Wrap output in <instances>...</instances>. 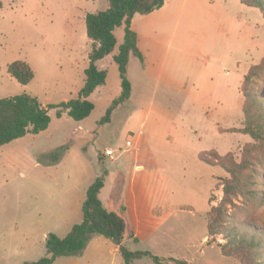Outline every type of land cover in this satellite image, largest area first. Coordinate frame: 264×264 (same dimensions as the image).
<instances>
[{"label": "rangeland", "instance_id": "rangeland-1", "mask_svg": "<svg viewBox=\"0 0 264 264\" xmlns=\"http://www.w3.org/2000/svg\"><path fill=\"white\" fill-rule=\"evenodd\" d=\"M0 2V99L28 95L44 107L76 100L92 52L86 16L107 10L108 1ZM141 17L133 30L142 38L145 64L130 57L132 97L110 123L101 124L121 95L114 57L123 27L115 32L114 54L97 65L107 81L88 98L95 106L89 119H57L50 110L46 132L0 147V264L45 257L49 235L65 238L82 222L87 190L105 172L102 201L110 206L117 195L138 233L139 243H125L128 250L189 264H241L209 243L210 201L220 203V180L229 175L201 159L215 164L230 155L241 164L247 158L264 179V143L240 133L246 124L244 77L264 60V17L240 0H176ZM15 62L32 69L28 86L9 76ZM62 147L69 150L58 164L39 161ZM107 150L114 161L104 157ZM242 219L263 224L264 207H249ZM80 257L56 264H124L117 247L99 236Z\"/></svg>", "mask_w": 264, "mask_h": 264}, {"label": "trees", "instance_id": "trees-1", "mask_svg": "<svg viewBox=\"0 0 264 264\" xmlns=\"http://www.w3.org/2000/svg\"><path fill=\"white\" fill-rule=\"evenodd\" d=\"M108 8L102 12L86 16L87 37L92 43L89 67L85 71V84L76 100L59 106H42L36 98L22 95L0 99V147L8 146L28 135L37 136L46 132L51 124L50 110H56V118L66 114L73 121L80 123L89 119L95 106L88 98L99 88L106 85L107 72L98 69V63L116 51L118 42L115 32L124 28V42L119 47L114 61L121 80V95L110 109L101 124L110 123L115 110L132 97V84L128 79L130 57L134 56L144 65L145 57L140 51L139 36L132 29L136 16H148L164 8L166 0H107ZM243 6L258 10L264 17V0H240ZM3 8L0 2V9ZM9 76L22 86H28L34 79L32 69L24 62H15L8 67ZM242 94L245 99V128L241 134L249 136L255 143H264V60L259 66L249 70L244 77ZM67 147L57 152L44 155L40 162L48 165L58 164ZM247 155V154H246ZM202 156V155H201ZM232 157H219L215 164L201 159L212 167L222 168L229 179L222 182L223 198H211L210 211L207 214L209 243H216L223 257L232 258L241 264H264V223L257 225L242 219L251 206L264 207V179L261 171L245 159L241 164ZM105 172L102 177L88 188L83 203L82 222L75 225L65 238L51 234L46 241V255L37 262L26 264H55L60 258L81 256L90 240L99 236L116 247L124 264H134L149 259L154 264H189L175 259L164 260L150 252H131L126 242L139 243L134 229L127 218L124 206L115 211L108 210L101 195L106 186ZM222 237L223 243L217 238Z\"/></svg>", "mask_w": 264, "mask_h": 264}, {"label": "crops", "instance_id": "crops-1", "mask_svg": "<svg viewBox=\"0 0 264 264\" xmlns=\"http://www.w3.org/2000/svg\"><path fill=\"white\" fill-rule=\"evenodd\" d=\"M176 2V0H166V4H165V6H164V8L162 9V10H160V11H157V12H155V13H153V14H151L150 16H154L155 14H158L159 12H163L164 10H167V8L170 6V5H173L174 3ZM137 18H138V16H136L135 18H134V20H133V23H132V29L134 28V24H135V22H136V20H137ZM142 18H148V17H146V16H142L141 17V19L140 20H145V19H142ZM138 34V33H137ZM138 36H139V44H138V47H139V49H140V51L142 52V54L144 55V57L146 58V54L144 53V51L142 50V38H141V36L138 34ZM147 60V59H146ZM88 67H89V65H88ZM88 68H86L84 71H83V74H84V76H85V71L87 70ZM84 84H85V80H84ZM84 87V86H83ZM82 87V88H83ZM82 88L80 89V90H78V94H77V98H78V96H79V93H80V91L82 90ZM132 91H133V86H132ZM66 116V114H64V116L63 117H65ZM138 170H140V168H138ZM123 180H125V177H124V179ZM104 191V190H103ZM103 193V192H102ZM112 199H111V201H110V206H107L106 207V205H105V207L108 209V210H110V211H115V210H117V209H119L120 207H122L123 205H121V206H119L116 202H117V198H118V196L117 195H113L112 197H111ZM101 199H102V195H101ZM103 202V201H102ZM104 203V202H103ZM127 218H128V216H127ZM129 220V219H128ZM130 222V221H129ZM130 224H131V222H130ZM78 225V224H77ZM132 225V224H131ZM132 227H133V229H134V232H135V236L137 237L138 236V233H137V231H136V228H135V226L134 225H132ZM69 234V233H68ZM67 234V235H68ZM138 238V237H137ZM87 249H88V247H87ZM87 249L84 251V253L81 255V257H80V260H83V258H84V255H85V252L87 251ZM117 249H118V247H117ZM119 250V249H118ZM69 258H72V257H69ZM61 259V258H60ZM59 260V259H58ZM57 260V261H58ZM56 261V262H57ZM56 264V263H55ZM72 264V263H71ZM76 264H78V263H76Z\"/></svg>", "mask_w": 264, "mask_h": 264}, {"label": "built area", "instance_id": "built-area-1", "mask_svg": "<svg viewBox=\"0 0 264 264\" xmlns=\"http://www.w3.org/2000/svg\"><path fill=\"white\" fill-rule=\"evenodd\" d=\"M127 147L128 148H132L133 147L132 143L128 142L127 143ZM104 157L109 159V160H112V161L115 160V154H114L113 151H110V150H107V151L104 152Z\"/></svg>", "mask_w": 264, "mask_h": 264}]
</instances>
